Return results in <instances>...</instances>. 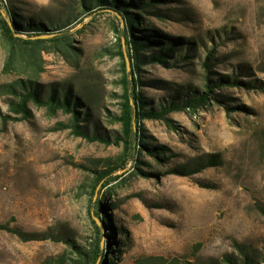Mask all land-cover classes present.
<instances>
[{"label": "rangeland", "instance_id": "374dc122", "mask_svg": "<svg viewBox=\"0 0 264 264\" xmlns=\"http://www.w3.org/2000/svg\"><path fill=\"white\" fill-rule=\"evenodd\" d=\"M74 2L0 0V13L17 12L24 21L36 14L59 20ZM158 9L162 14H155ZM147 22L161 39L181 47L174 66L150 63L139 73L149 105H181L203 91L206 53L216 51L210 104L197 111L174 109L168 116L173 127L144 120L147 144L166 147L163 161L148 152L139 156L138 149V163L130 160L115 180L92 192L94 170L115 162L122 146L58 130L69 117L50 116L33 104L31 119L4 123L2 115H15L9 97L0 96V226L39 235L63 231L82 244L94 237L91 215L102 225L98 213L106 208L116 232L108 264H140L150 256L220 258L234 252L236 243L264 251V0H167ZM121 23L108 11L84 17L69 29L75 51L43 53L39 78L47 87L72 82L80 97L90 94L96 118L111 137L121 134L106 114H120ZM6 57L0 27V85L19 77L16 70L4 72ZM225 75L250 85L217 84ZM207 155L218 163L192 176L170 173ZM106 196L108 202L101 203ZM67 251V244L53 239L23 241L0 229V264H46Z\"/></svg>", "mask_w": 264, "mask_h": 264}, {"label": "trees", "instance_id": "16d2710c", "mask_svg": "<svg viewBox=\"0 0 264 264\" xmlns=\"http://www.w3.org/2000/svg\"><path fill=\"white\" fill-rule=\"evenodd\" d=\"M167 0H75L67 10L66 17L54 20L45 14H36L28 17L26 21L17 12H6L7 16L0 13V27L4 32L7 57L4 66L5 73L18 71L19 77L10 83L0 85V96H8V106L11 115H2V120H29L33 116L31 104L37 108H45L50 116L62 113L69 117L67 123H61L58 130H71V133L89 142H99L105 145L122 146L123 152L115 162H106L100 168L94 170L93 185L90 184L92 192L99 185H109L118 176L115 173L126 169L130 160L139 162L136 157L138 149L139 156L142 152H148L157 161H163L167 155L165 146L147 144V135L143 126L144 120H163L173 127L169 114L178 108H199L210 104L209 96L213 93L211 72L212 61L216 51H208L203 63L206 75L204 76V90L189 94L181 105L175 102L161 103V107L153 108L149 105L148 98L141 88L145 82L139 78L143 66L150 63H159L165 66L171 65L173 55L181 49L179 43H168L160 38L151 24L147 22V16L151 15L153 8H158ZM105 11L117 13L122 21L121 26L116 29L118 34V55L122 60L123 93L120 99V114L114 117L106 113L113 123L120 125L121 134L113 137L103 132L100 120L96 118L97 108L91 104L90 94L83 98L76 91L74 84L70 82L59 83L51 87L40 83L39 78L43 71V53H73L75 47L69 41L71 26L79 23L84 17L93 16ZM162 14L161 10L155 12ZM11 20V21H10ZM49 36V37H45ZM45 37V38H42ZM126 52L131 61L132 71L128 73ZM50 47V48H48ZM77 54V53H74ZM174 66V64H172ZM171 65V66H172ZM176 67V66H175ZM217 84L248 87L250 83L222 76ZM18 117H21L20 119ZM150 145V146H149ZM218 163L214 156H201L185 165L173 168L170 173L180 176L195 175L207 167H213ZM109 197L102 198L100 202H108ZM93 202V200H91ZM102 225L91 215L93 222L94 237L86 239L82 244H76L63 233L35 234L25 232L22 228H11L9 225H1L0 229L17 235L23 241H37L42 239H53L68 245L69 251L58 257L49 258L46 264H108L106 254L113 257L112 242L116 244V232L113 229L108 209L102 208L98 213ZM107 230L106 248L103 245V237ZM120 255V250L118 251ZM120 260V259H119ZM140 264H264V251L245 244L235 245V251L224 254L222 257L194 259L167 258L164 256H150L139 261Z\"/></svg>", "mask_w": 264, "mask_h": 264}, {"label": "water", "instance_id": "95a60500", "mask_svg": "<svg viewBox=\"0 0 264 264\" xmlns=\"http://www.w3.org/2000/svg\"><path fill=\"white\" fill-rule=\"evenodd\" d=\"M45 37H49V36H45ZM45 37H42V38H45ZM124 50H125V55H126V62H127V69H128V71H131V61H130V59H129V57H128V54H127V52H126V45H125V41H124Z\"/></svg>", "mask_w": 264, "mask_h": 264}]
</instances>
